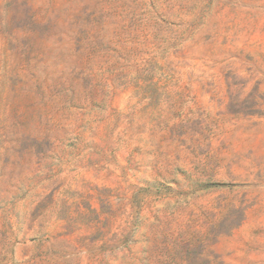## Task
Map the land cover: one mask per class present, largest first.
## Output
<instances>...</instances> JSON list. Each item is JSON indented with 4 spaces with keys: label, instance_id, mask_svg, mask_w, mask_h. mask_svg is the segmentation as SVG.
Returning a JSON list of instances; mask_svg holds the SVG:
<instances>
[{
    "label": "rangeland",
    "instance_id": "1",
    "mask_svg": "<svg viewBox=\"0 0 264 264\" xmlns=\"http://www.w3.org/2000/svg\"><path fill=\"white\" fill-rule=\"evenodd\" d=\"M0 264H264V0H0Z\"/></svg>",
    "mask_w": 264,
    "mask_h": 264
}]
</instances>
